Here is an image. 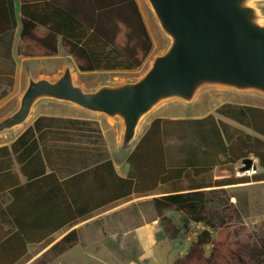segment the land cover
Returning a JSON list of instances; mask_svg holds the SVG:
<instances>
[{
	"label": "trees",
	"instance_id": "16d2710c",
	"mask_svg": "<svg viewBox=\"0 0 264 264\" xmlns=\"http://www.w3.org/2000/svg\"><path fill=\"white\" fill-rule=\"evenodd\" d=\"M20 1L25 58L56 57L61 47L82 73L133 72L153 51L136 0ZM5 4L0 33L11 61V0ZM247 158L264 170V108L223 103L201 118L150 119L126 156L125 177L95 117H36L0 146V264H50L80 244V223L139 198H149L170 239L203 226L174 264H264V233L244 226L239 205L247 200L227 190L264 181V172L235 176ZM217 169L231 176L214 180Z\"/></svg>",
	"mask_w": 264,
	"mask_h": 264
},
{
	"label": "water",
	"instance_id": "95a60500",
	"mask_svg": "<svg viewBox=\"0 0 264 264\" xmlns=\"http://www.w3.org/2000/svg\"><path fill=\"white\" fill-rule=\"evenodd\" d=\"M145 1L165 46L141 74L93 87L77 82L68 61L52 76L27 74L15 105L0 117V138L31 123L38 107L56 104L117 125V152L127 155L168 104L192 107L214 91L264 100V0ZM241 164L240 174L258 168L252 158Z\"/></svg>",
	"mask_w": 264,
	"mask_h": 264
},
{
	"label": "rangeland",
	"instance_id": "374dc122",
	"mask_svg": "<svg viewBox=\"0 0 264 264\" xmlns=\"http://www.w3.org/2000/svg\"><path fill=\"white\" fill-rule=\"evenodd\" d=\"M136 2L153 42V51L148 60L139 70L133 72H94L81 74L77 71L75 72V77L78 83L86 87H93L104 79L125 80L134 78L146 69L151 57L164 48L165 39L159 32L146 1L136 0ZM67 61L74 65L73 61L66 56L64 52H60L58 58L55 60L28 61L26 64H22V80L25 81L27 73H31L36 77L40 75L52 76L60 71ZM223 103L264 108V100L262 99L214 91L201 95L192 107H184L183 117H201L205 114L213 113L214 110ZM12 104V100L6 102V104L0 108V115L5 113ZM44 108L45 107H41L40 110H44ZM164 109L165 108L159 109L160 111L158 110L155 112L149 120L161 115V110ZM38 112L36 114H38ZM67 112L77 113V111L73 110H68ZM78 114L86 115V113L79 112ZM217 117L221 119V117ZM95 118H98L97 120H100L102 123L107 150L110 157L114 160L117 169H120V166L124 163L125 155H120L117 152L119 127L108 122L104 118ZM229 124L247 133H251L249 130L237 124ZM21 130L12 135L1 137L0 143L10 142ZM254 163L257 165L256 160H254ZM241 166V162L235 165V176H251L255 173L250 171L240 174L238 169ZM256 171L264 172V170L259 168H257ZM215 173L221 178L231 176L229 171L221 169H217ZM257 184L258 185L251 186L248 189L227 190L230 194H234L240 198V200L244 198L247 200L249 198V204L247 200L245 206L242 204L239 205V209L243 216V224L251 231L264 233V182ZM231 202L235 203L232 199ZM116 210L117 211L107 213L108 215H103V213L99 216L104 217L97 216L76 226V228H80L79 235H81V245L67 251L50 264H174L175 259L186 253L190 243L195 239L196 234L203 229L201 224H192L188 232H181L174 239L168 238L160 226L159 221L155 218L149 203V198L132 199L130 202L118 206ZM166 215L171 218L172 222L177 227L181 226V217L178 214L169 212L166 213ZM153 221H158L157 224L154 223L156 228L152 235L154 244L151 246L150 250L146 251L144 247L135 243L133 236L137 227L150 224ZM142 254H147L148 257L142 260L140 259Z\"/></svg>",
	"mask_w": 264,
	"mask_h": 264
},
{
	"label": "crops",
	"instance_id": "0c3cea01",
	"mask_svg": "<svg viewBox=\"0 0 264 264\" xmlns=\"http://www.w3.org/2000/svg\"><path fill=\"white\" fill-rule=\"evenodd\" d=\"M1 1L2 0H0V2ZM5 3H6V0H5ZM11 4H12V12L9 15V19L14 26V33H13V38H12V42H11V49H10L11 61L6 59V33H0V108L2 106H4L6 104V102H8L10 100L13 101V104L5 113L0 115V117L3 116L4 114H6L9 110H11L12 107L15 105V103L18 99V96L20 95V93L22 92V90L24 89V87L26 85L27 74H31V73H27L25 81L22 80V64H26V62L33 61V60H37V61L38 60H42V61H44V60H55L58 58L60 52H63L61 47H59L58 48L59 53H58V56H56V57H51V58H25L22 55H20L19 48H20V44H21V42H20V33H21L20 6H21V1L20 0H11ZM0 23H1V29H0V32H1L6 27V4H5V6H3V8H0ZM70 64H72V63H70ZM32 76H34V75H32ZM40 76H45V75H40ZM34 77H36V76H34ZM168 105L162 107V108H165L164 110H161L162 114L158 115L154 118H169V119H186L187 118V117H183L184 106H182L178 103H176V104L172 103V104H168ZM173 105H176V106H173ZM41 107H45L44 110H40ZM47 108H49V109H47ZM45 109H47V110H45ZM68 110L69 111L70 110L77 111V113L67 112ZM38 111H40V112H38ZM37 112H38V114H36ZM78 112L84 113V112H81V111L76 110L74 108L67 107V106L56 105V104H45V105H42L36 109L33 119L36 117H39V116H54V117L85 116L82 114H78ZM208 114H205L201 117H204ZM201 117H193V118H201ZM97 119L98 118H96V121L99 123V126L102 130V133H103V136L105 139V133L103 131L102 123L100 122V120H97ZM221 119L227 123H233L232 121H229L227 119H224V118H221ZM147 124H148V122H147ZM146 125H145V127H146ZM143 130H142V133H143ZM3 137H6V136H3ZM13 140H11L10 142L0 143V146H6V145L9 146L13 142ZM127 155H125L124 163L122 166H120V169H117V167L114 163V160L111 158L113 160V163H114V166L116 168L117 173L121 177H125L128 173V165L125 162ZM16 170H18L17 165H16ZM215 172H214V180L221 179V177L217 176ZM236 177H240V176H236ZM20 178H21V181L25 180L24 177H22L21 175H20ZM263 182H259V183H263ZM255 185H258V184L257 183L238 184V185H231L227 188L230 189L229 191H231L232 189H235V190L236 189H248L249 187L255 186ZM232 195L236 196L234 194H232ZM231 199L234 200V202L236 203L235 198H231ZM247 200H248V204H249V198ZM128 202H130V201H128ZM117 207L105 212L104 214L102 213V214L108 215L107 213L117 211L116 210ZM97 216H99V215H97ZM97 216H95V217H97ZM95 217H93V218H95ZM99 217H104V216H99ZM154 223L157 224L158 221H153L150 224H144V225L137 227L135 229L133 239H134L136 244H139L140 246L144 247L146 251L150 250L151 246L154 244V238L152 236L153 232L156 230ZM77 229L79 232L80 228L78 227ZM79 237H80V244H79V246H80L81 245V235H79ZM146 257H148L147 254H142V257L140 259L144 260Z\"/></svg>",
	"mask_w": 264,
	"mask_h": 264
},
{
	"label": "bare ground",
	"instance_id": "6f19581e",
	"mask_svg": "<svg viewBox=\"0 0 264 264\" xmlns=\"http://www.w3.org/2000/svg\"><path fill=\"white\" fill-rule=\"evenodd\" d=\"M72 68L75 70V72H77L75 66L72 64ZM77 76V75H76ZM78 81V80H77Z\"/></svg>",
	"mask_w": 264,
	"mask_h": 264
}]
</instances>
